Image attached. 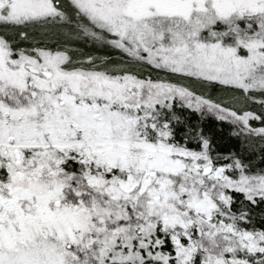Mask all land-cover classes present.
<instances>
[{
  "label": "snow or ice",
  "instance_id": "obj_1",
  "mask_svg": "<svg viewBox=\"0 0 264 264\" xmlns=\"http://www.w3.org/2000/svg\"><path fill=\"white\" fill-rule=\"evenodd\" d=\"M0 264H264V0H0Z\"/></svg>",
  "mask_w": 264,
  "mask_h": 264
},
{
  "label": "trees",
  "instance_id": "obj_2",
  "mask_svg": "<svg viewBox=\"0 0 264 264\" xmlns=\"http://www.w3.org/2000/svg\"><path fill=\"white\" fill-rule=\"evenodd\" d=\"M219 143L223 146H228L230 144V142L227 138L220 140Z\"/></svg>",
  "mask_w": 264,
  "mask_h": 264
}]
</instances>
